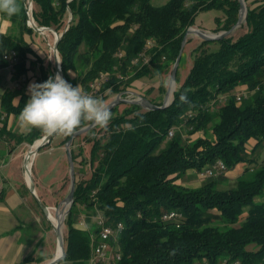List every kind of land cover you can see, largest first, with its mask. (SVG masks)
Segmentation results:
<instances>
[{"label": "trees", "instance_id": "trees-1", "mask_svg": "<svg viewBox=\"0 0 264 264\" xmlns=\"http://www.w3.org/2000/svg\"><path fill=\"white\" fill-rule=\"evenodd\" d=\"M29 1L18 0L16 15L0 13V20L12 25L9 32L0 30V52L15 49L19 57L15 76L7 82L0 74V89L24 76L31 84L55 76V65L35 48L38 32L28 23ZM31 1L36 25L58 34L72 15L58 42L66 81L106 104L119 94L127 97L136 80L171 73L200 13L216 12L214 34L232 30L240 17L239 0ZM247 9L244 24L193 49L190 73L166 108L126 103L119 112L115 106L106 129L94 126L73 140L76 190L60 264H91L99 216L111 225L123 224L112 243L121 259L112 264H264V0ZM95 81L100 89L91 92ZM21 84L5 86L0 95V116L5 114L0 141H15L9 153L45 136L10 124V116L18 117L30 98L27 80ZM159 88L167 91L162 84ZM146 98L157 106L164 101ZM71 137H63L62 145ZM219 160L228 169L246 165L233 186H225L226 172L201 177ZM188 171L201 178L199 187L183 183ZM3 195L4 187L0 199ZM174 211L181 214L178 220L163 219ZM43 261L34 251L21 264Z\"/></svg>", "mask_w": 264, "mask_h": 264}, {"label": "rangeland", "instance_id": "rangeland-1", "mask_svg": "<svg viewBox=\"0 0 264 264\" xmlns=\"http://www.w3.org/2000/svg\"><path fill=\"white\" fill-rule=\"evenodd\" d=\"M167 1L168 0H153L155 4H163ZM257 2H259V0H247V1L245 0L247 8H248V4L252 5ZM204 12L201 15V17H208L209 14L212 13L209 11H204ZM10 29H12L11 22L8 19L1 18L0 30L9 32ZM242 32L243 30H240L237 33L241 34ZM34 40L36 42L35 48L42 56V58L46 62H49L52 66L55 65L54 55L52 50V45L55 40L54 33L51 31H46L43 34L37 33V35L36 34L34 35ZM199 44L200 42L199 43L194 42V39L191 35L188 36L186 44L183 48L182 57L177 70L178 72L176 77V83H177L176 87L181 86L184 83L187 76L189 75L194 59L193 49ZM5 74H9V71L6 70ZM29 74L32 76L33 72L30 71ZM169 77H171L170 72L164 76L144 77L140 80H136L133 88L131 89L132 92L129 94L127 93L126 98H135V96L137 97L138 95L144 98H146V96L153 98H162V97L164 98L167 91L161 93L160 91L161 88L159 87L161 84H162V88L165 87L163 82L165 79ZM33 78L35 77L33 76ZM4 84L6 83H3V86L0 89V95L3 92V88L5 86L13 87L15 85L11 82L6 85ZM165 88L168 89V87ZM244 88L245 87L243 86L242 88H238L239 89L238 93L242 92ZM114 98L115 97L109 98L107 104ZM127 105L128 104L126 103L118 104L117 111L122 112L127 107ZM10 119H12L13 125L17 127V130L19 132L27 131L26 129H21L19 127L18 117L11 115ZM195 137L196 135L193 136V138ZM62 138H63L62 136H57V135L54 136L50 143L49 149L48 148L42 149L37 154V156L34 159V164L32 168V171L35 172L36 170H38L42 175L41 184L38 187V192L40 194V199L42 200V202L51 206L52 215L50 218L55 225L57 224L54 222V220H52V216L55 217V208H57L67 197L71 185L68 156L65 149H63V147H65L66 144H64V146L62 145ZM14 143L15 141L8 144V146L13 145ZM4 146L5 143L0 142V165L2 166L0 168V185L3 184L6 190L9 191L12 188H19L24 183V178L26 176L24 175L25 152H28V150L31 148L32 145H24V144L19 145L12 153H6V152L3 153ZM88 151H89V145H86L85 147L86 155H88ZM245 169H246V165L244 163H238L235 166L228 169V171L226 172L227 182L225 183V186H227L228 184L233 186L236 180L244 174ZM182 181L188 187H199L202 183L201 178L198 177L197 173H195L194 171H188L184 175ZM38 211L41 212L42 214L41 215L42 222L38 223L39 226L38 233L40 236V240L37 246L36 254L43 255L45 261L37 264H46L49 261H51L57 253V235L55 230L53 229L52 223L47 219V216L45 215L43 210L41 208L40 209L38 208ZM214 213L219 214V212L217 211H214ZM63 230L65 235L66 233L65 225ZM248 247L255 248L253 245H250ZM67 264H72V263H67Z\"/></svg>", "mask_w": 264, "mask_h": 264}, {"label": "clouds", "instance_id": "clouds-1", "mask_svg": "<svg viewBox=\"0 0 264 264\" xmlns=\"http://www.w3.org/2000/svg\"><path fill=\"white\" fill-rule=\"evenodd\" d=\"M18 0H0V13L11 17L18 14ZM165 87L173 86L171 77L164 80ZM30 98L18 116L21 129H39L48 136H72L84 122H93L107 128L112 113L100 97L89 95L80 85L73 87L59 74L42 83L29 85ZM181 101L186 96L181 95Z\"/></svg>", "mask_w": 264, "mask_h": 264}, {"label": "water", "instance_id": "water-1", "mask_svg": "<svg viewBox=\"0 0 264 264\" xmlns=\"http://www.w3.org/2000/svg\"><path fill=\"white\" fill-rule=\"evenodd\" d=\"M239 1H240V17H239L237 24L233 27L232 30L223 31L219 34L208 33L206 31L201 30V29L196 28V27H190L187 30L185 37H184V40H183V43H182L181 51H180V53L176 59V62L174 64V66L172 68V72H171V78H172L174 84H173V86L168 87L167 92H166L165 97H164L163 104L161 106L154 105L148 99H146L140 95H138L135 98H126V97H123L122 94H119L107 104L109 110L113 109L115 106H117L120 103L137 104V105H140L147 110L166 108L171 103V101L173 99L174 92L176 90L177 70H178L180 60L182 57L183 48L186 44L188 36L194 34V35L200 37L202 40L221 39L225 35L230 33L231 31H233L234 29H236L237 27L242 25L246 21L248 9H247L245 0H239ZM71 19H72V15H71V18H70L67 26L65 27L64 31L62 33L58 34L56 31H54L53 29H51L49 27H38L36 25V23L34 21H32L31 18H29V21H31L32 27L38 33L43 34L45 32V30H50L51 32L54 33L55 42L53 45V55H54V61H55V76H56V74H59L65 80H66V77H65L64 72H63L62 67H61V60H60V55H59V51H58V42L61 39V37L63 36V34L65 33V31H67ZM94 126H96V125L92 122L91 124H89V125L83 127L82 129L76 131L72 135V137L69 139V141L66 143L65 149H66L68 161H69V168H70L69 173H70V178H71V185H70V191H69V194L67 195V197L64 199V201L57 208H55V216L56 217H60V215H63L62 220H60L58 225H55L51 221V218H50L52 215L51 214L52 213L51 207L47 206L38 197L37 192H36V184H35V181H34V178L32 175V168H33L35 157L37 156V154L40 152V150L43 147H45L48 143H50L52 141L54 135H52V136L45 135L41 139L35 141L34 144L31 146V148L27 152L26 160H25V170H26V178H27L28 186L30 188V191L34 195L35 199L37 200L40 208L43 210V212L47 216V219L52 223L53 229L55 230L56 235H57V253H56L55 257L46 264H60V262L66 256L65 238H64V230H63L64 225H65L64 222H65V219H66V217H67V215H68L69 211L71 210L72 205L74 203L75 190H76V172H75V163H74L73 156H72L71 144L76 137L86 133L87 131L92 129ZM29 162H31L30 167L28 166ZM62 205H63V207H62ZM59 248L61 249L60 252H59Z\"/></svg>", "mask_w": 264, "mask_h": 264}, {"label": "crops", "instance_id": "crops-1", "mask_svg": "<svg viewBox=\"0 0 264 264\" xmlns=\"http://www.w3.org/2000/svg\"><path fill=\"white\" fill-rule=\"evenodd\" d=\"M209 12L212 13L209 14L208 17H201L203 12L200 13L194 26L208 33H213L216 12ZM191 36L195 43L201 42L198 36L194 34ZM5 71L6 70H4L1 75H3L4 81L8 82L11 77L9 74H5ZM22 78L23 77H21L19 81L11 83L15 84V87L20 88L23 85L21 84ZM26 80L28 82L27 86H29L32 82L28 80L27 77H25L24 81ZM10 124H13L12 119H10ZM24 145L28 144L24 143ZM6 146L9 147L7 142L5 143L3 153H9ZM63 149H65V147H63ZM26 155L27 152H25L24 166ZM24 171V175H26V170L24 169ZM32 175L36 184L37 195L40 198L38 187L41 184L42 175L38 170L35 172L32 171ZM23 185L29 188L26 176L24 178V183L19 188H12L7 191L5 186L1 184V186L4 187V195L0 199V264H21L26 256L37 250L39 244L40 236L38 233V223L42 222V214L38 211L40 207H38V202L34 195L32 192H30V194L27 193L22 188Z\"/></svg>", "mask_w": 264, "mask_h": 264}, {"label": "built area", "instance_id": "built-area-1", "mask_svg": "<svg viewBox=\"0 0 264 264\" xmlns=\"http://www.w3.org/2000/svg\"><path fill=\"white\" fill-rule=\"evenodd\" d=\"M28 16L34 21L32 16V2L31 0L28 2ZM35 22V21H34ZM29 25H31V21H28ZM19 63L18 53L15 49L6 50L0 52V74L4 70L9 71V76H13L17 73V64ZM103 77V76H102ZM21 79V78H20ZM25 80V76L22 78ZM91 92H96L100 89V82L95 81L92 85ZM26 90L29 91V86L26 87ZM136 97V96H135ZM237 100H242V93L237 94ZM5 114L0 116V130L4 126ZM174 132L170 131V136H173ZM1 168V165H0ZM228 168L226 164L219 160L215 163L212 167L205 169L201 173V177H213L217 176L223 172H227ZM3 186L0 185V197L2 194ZM181 217V214L177 212H169L163 215L164 220L168 219H176L178 220ZM107 218L104 216H99L96 220L97 227L99 229L97 237L95 236L92 240V249H93V257L91 260V264H112L114 260H120V253L113 250L112 243L113 239L116 240V234L119 231V228L122 226L120 225H111L106 221ZM232 264H241L240 261H235Z\"/></svg>", "mask_w": 264, "mask_h": 264}, {"label": "bare ground", "instance_id": "bare-ground-1", "mask_svg": "<svg viewBox=\"0 0 264 264\" xmlns=\"http://www.w3.org/2000/svg\"><path fill=\"white\" fill-rule=\"evenodd\" d=\"M46 31H50V30H45V32ZM44 32V33H45ZM54 42H55V40H54ZM53 45H54V43H53ZM53 45H52V50H53ZM177 84V83H176ZM141 100V99H140ZM30 165H31V162H29L28 163V166L30 167ZM62 217H63V215H60V217H57L56 218V216L54 217V216H52V220H54V222L58 225L59 224V222H60V220H62ZM120 224H122V223H119L118 225H120ZM121 228H123V224H122V226L119 228V229H121ZM61 251V249L59 248V252Z\"/></svg>", "mask_w": 264, "mask_h": 264}]
</instances>
